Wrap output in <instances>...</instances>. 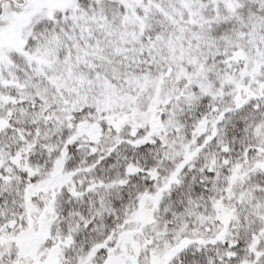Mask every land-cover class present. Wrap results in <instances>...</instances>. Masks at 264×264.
I'll use <instances>...</instances> for the list:
<instances>
[{
  "label": "snow or ice",
  "instance_id": "1",
  "mask_svg": "<svg viewBox=\"0 0 264 264\" xmlns=\"http://www.w3.org/2000/svg\"><path fill=\"white\" fill-rule=\"evenodd\" d=\"M0 264H264V0H0Z\"/></svg>",
  "mask_w": 264,
  "mask_h": 264
}]
</instances>
